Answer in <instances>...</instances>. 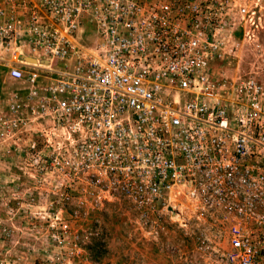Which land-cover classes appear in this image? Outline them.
Returning <instances> with one entry per match:
<instances>
[{
  "label": "built area",
  "instance_id": "1",
  "mask_svg": "<svg viewBox=\"0 0 264 264\" xmlns=\"http://www.w3.org/2000/svg\"><path fill=\"white\" fill-rule=\"evenodd\" d=\"M0 57L23 84L0 148L45 195L167 214L196 264H264V0H0Z\"/></svg>",
  "mask_w": 264,
  "mask_h": 264
},
{
  "label": "rangeland",
  "instance_id": "2",
  "mask_svg": "<svg viewBox=\"0 0 264 264\" xmlns=\"http://www.w3.org/2000/svg\"><path fill=\"white\" fill-rule=\"evenodd\" d=\"M22 85L0 67V114ZM47 188L19 153L0 148V264H196L189 230L167 214L145 222L127 201L91 207L88 199L47 196Z\"/></svg>",
  "mask_w": 264,
  "mask_h": 264
},
{
  "label": "crops",
  "instance_id": "3",
  "mask_svg": "<svg viewBox=\"0 0 264 264\" xmlns=\"http://www.w3.org/2000/svg\"><path fill=\"white\" fill-rule=\"evenodd\" d=\"M9 56H10L9 54L5 55V57H9ZM5 64H6V62L4 60H2V58L0 57V67H3V69H5L8 72V68H7V66ZM17 89H15L14 94H15V92H16ZM2 110H0V112H2Z\"/></svg>",
  "mask_w": 264,
  "mask_h": 264
}]
</instances>
